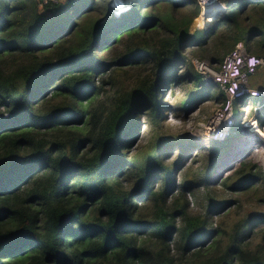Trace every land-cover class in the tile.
<instances>
[{
    "label": "trees",
    "instance_id": "16d2710c",
    "mask_svg": "<svg viewBox=\"0 0 264 264\" xmlns=\"http://www.w3.org/2000/svg\"><path fill=\"white\" fill-rule=\"evenodd\" d=\"M218 1L226 12L191 32L198 0H129L119 13L112 0H0V264H264V168L243 140L211 147L178 185L176 168L189 169L164 164L159 136L126 155L137 111L162 131L170 85L196 91L180 106L226 102L192 58L221 63L239 42L264 57V0Z\"/></svg>",
    "mask_w": 264,
    "mask_h": 264
},
{
    "label": "rangeland",
    "instance_id": "374dc122",
    "mask_svg": "<svg viewBox=\"0 0 264 264\" xmlns=\"http://www.w3.org/2000/svg\"><path fill=\"white\" fill-rule=\"evenodd\" d=\"M198 2L201 5V13L192 23L191 32L196 29L201 30L208 27L209 24H211V18L209 16L216 12L211 10L204 15L203 3L200 0H198ZM128 5L129 0H112L110 7L115 9L117 7L119 10L118 12H120L128 8ZM224 13L222 12V14ZM48 45L49 43H47L45 47H48ZM108 53V51L105 52V54ZM105 54H98V56L103 57ZM226 57L227 55L222 58L221 63L201 61L197 58L191 59L193 68L200 73L204 80H206L205 85L215 87L214 93L218 92L220 89L217 84L213 82L212 73L217 72V68H221L223 60ZM200 64H202V66ZM178 71L181 72L182 70L179 69ZM249 86L253 89L258 88L257 90L263 91L264 68L259 69L257 73L251 77L249 80ZM193 89L194 88L192 86L186 87L178 83L167 87L166 92H164L162 96V99L165 102V107L162 108L161 115L162 131L152 128L150 125L152 119L148 117L149 112L147 109L137 111L135 113V117L139 116L136 121L137 137L134 144L131 146L130 152H127L126 155L130 157L133 154L131 151L134 147H148L154 137L159 136L161 140L156 143V146L160 147L159 149H164L159 152V157L163 159L164 164L174 166L176 162L182 161V167L189 169L187 173L182 176V173H180L181 171H178V168H176L174 177L175 183L178 185L182 178L186 181H195V172L205 166L204 161H199L202 158H199V160L197 159L198 161H195L197 163V167L190 170V167L193 165L194 160H196L197 157H206L208 155L211 157V147H214L215 145L217 147L220 144L224 145L228 138L237 137L238 140H243V154L246 151H249L250 154L248 157L258 160L264 168V137L260 139V137L256 136V133H259L261 137L262 133L264 134V114H262L264 111L261 110L264 106L259 104V102H256V96H249V101H242L238 105V108H233L232 101L230 108L224 112V115H227V118L222 122L217 118H219L220 113L229 105V101L227 100L224 103L220 100V98L215 100L213 98H209L199 103L193 102L191 104L180 106L181 102L186 99V94ZM52 91L54 90L51 89L47 92L46 96H50ZM194 93H196V91H194L193 94ZM223 104L225 105L223 106ZM260 117L262 118V125L257 122ZM214 120L219 121V124L215 128H213L215 126L213 124ZM223 133L224 135H227V137L221 140V134ZM254 139L255 141H263V145H261L262 142L260 141L259 145H254L252 147L251 142ZM234 147H240V144L238 145V142H235ZM184 149L186 153L182 154ZM180 154H182L181 157ZM181 164H179L178 167L181 168ZM226 171L227 170L223 171V173L221 172L220 177H225V174L228 172ZM193 193L196 194L198 201H195L193 194H191V196H189L191 207L194 210H199L200 207L205 206L204 197L207 193V189L200 186L196 188ZM230 196H232V193L228 191L223 198L226 197V199H229ZM247 201L248 197L242 199L243 212L249 208ZM228 209L232 208H226L224 212L226 213ZM224 212L215 216V219L221 217ZM230 217L234 218L233 215H230ZM216 224L214 223L213 226H216Z\"/></svg>",
    "mask_w": 264,
    "mask_h": 264
},
{
    "label": "built area",
    "instance_id": "2783aa9c",
    "mask_svg": "<svg viewBox=\"0 0 264 264\" xmlns=\"http://www.w3.org/2000/svg\"><path fill=\"white\" fill-rule=\"evenodd\" d=\"M264 68V57H256L247 54L243 43L239 42L234 49L223 60L221 68L212 73V79L215 84L223 91L226 99H230L229 105L222 111L217 118L219 121H225L227 118L224 112L230 108L232 101L237 98L250 96H264L263 91L253 89L246 84L247 79L257 73L259 69Z\"/></svg>",
    "mask_w": 264,
    "mask_h": 264
},
{
    "label": "bare ground",
    "instance_id": "6f19581e",
    "mask_svg": "<svg viewBox=\"0 0 264 264\" xmlns=\"http://www.w3.org/2000/svg\"><path fill=\"white\" fill-rule=\"evenodd\" d=\"M200 1L203 3V6H204V12H203L204 15H206V13L209 12V11H211V10L212 11H222V12L226 10V6L223 3H220L218 0H200ZM217 14H219V13H216L213 17L215 18V16ZM213 124L215 125L213 128H215L219 124V121L214 120L213 121ZM223 135H224V133L221 134V136H222L221 137V140L223 138H226L227 137V135H224L225 137Z\"/></svg>",
    "mask_w": 264,
    "mask_h": 264
},
{
    "label": "crops",
    "instance_id": "0c3cea01",
    "mask_svg": "<svg viewBox=\"0 0 264 264\" xmlns=\"http://www.w3.org/2000/svg\"><path fill=\"white\" fill-rule=\"evenodd\" d=\"M252 76H250L248 79H247V82L246 84L249 86V80L251 79ZM254 89H258V88H254Z\"/></svg>",
    "mask_w": 264,
    "mask_h": 264
},
{
    "label": "clouds",
    "instance_id": "9594fccd",
    "mask_svg": "<svg viewBox=\"0 0 264 264\" xmlns=\"http://www.w3.org/2000/svg\"><path fill=\"white\" fill-rule=\"evenodd\" d=\"M118 11H119V10L117 9V13H119ZM120 12H121V11H120ZM256 136H257V137H260V138H263V137L260 136L259 133H256Z\"/></svg>",
    "mask_w": 264,
    "mask_h": 264
},
{
    "label": "water",
    "instance_id": "95a60500",
    "mask_svg": "<svg viewBox=\"0 0 264 264\" xmlns=\"http://www.w3.org/2000/svg\"><path fill=\"white\" fill-rule=\"evenodd\" d=\"M202 66V64H200Z\"/></svg>",
    "mask_w": 264,
    "mask_h": 264
}]
</instances>
